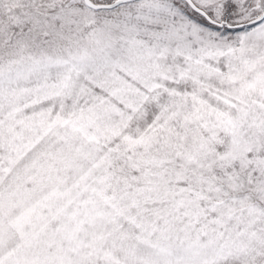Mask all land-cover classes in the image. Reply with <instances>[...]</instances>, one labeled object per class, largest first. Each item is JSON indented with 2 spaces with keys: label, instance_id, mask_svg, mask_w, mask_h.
Here are the masks:
<instances>
[{
  "label": "snow or ice",
  "instance_id": "snow-or-ice-1",
  "mask_svg": "<svg viewBox=\"0 0 264 264\" xmlns=\"http://www.w3.org/2000/svg\"><path fill=\"white\" fill-rule=\"evenodd\" d=\"M0 264H264V0H0Z\"/></svg>",
  "mask_w": 264,
  "mask_h": 264
}]
</instances>
